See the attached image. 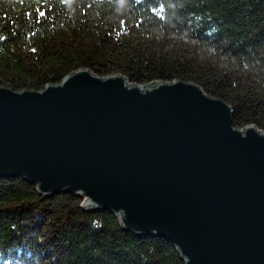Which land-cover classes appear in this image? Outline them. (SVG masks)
I'll return each instance as SVG.
<instances>
[{
    "label": "water",
    "instance_id": "obj_1",
    "mask_svg": "<svg viewBox=\"0 0 264 264\" xmlns=\"http://www.w3.org/2000/svg\"><path fill=\"white\" fill-rule=\"evenodd\" d=\"M78 193L186 264H264V130L197 83L73 70L44 89L0 85V179Z\"/></svg>",
    "mask_w": 264,
    "mask_h": 264
},
{
    "label": "trees",
    "instance_id": "obj_2",
    "mask_svg": "<svg viewBox=\"0 0 264 264\" xmlns=\"http://www.w3.org/2000/svg\"><path fill=\"white\" fill-rule=\"evenodd\" d=\"M87 67L129 82L179 78L264 130V0H0V85L41 90ZM0 179V264H186L78 193Z\"/></svg>",
    "mask_w": 264,
    "mask_h": 264
}]
</instances>
